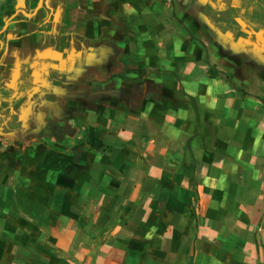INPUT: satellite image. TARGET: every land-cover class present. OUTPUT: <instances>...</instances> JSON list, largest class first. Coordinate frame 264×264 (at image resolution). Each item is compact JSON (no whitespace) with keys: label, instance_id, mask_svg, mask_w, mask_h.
I'll use <instances>...</instances> for the list:
<instances>
[{"label":"crops","instance_id":"1","mask_svg":"<svg viewBox=\"0 0 264 264\" xmlns=\"http://www.w3.org/2000/svg\"><path fill=\"white\" fill-rule=\"evenodd\" d=\"M220 9L0 17V264H264V17Z\"/></svg>","mask_w":264,"mask_h":264},{"label":"flooded vegetation","instance_id":"2","mask_svg":"<svg viewBox=\"0 0 264 264\" xmlns=\"http://www.w3.org/2000/svg\"><path fill=\"white\" fill-rule=\"evenodd\" d=\"M216 5L230 19H260L264 17V0H197Z\"/></svg>","mask_w":264,"mask_h":264},{"label":"rangeland","instance_id":"3","mask_svg":"<svg viewBox=\"0 0 264 264\" xmlns=\"http://www.w3.org/2000/svg\"><path fill=\"white\" fill-rule=\"evenodd\" d=\"M20 1L23 0H0V17L5 16L6 14L12 12ZM29 1V0H25ZM2 23H0V28L2 27Z\"/></svg>","mask_w":264,"mask_h":264}]
</instances>
